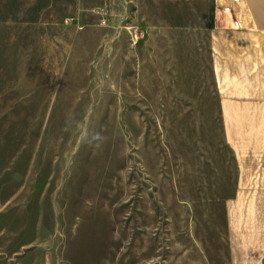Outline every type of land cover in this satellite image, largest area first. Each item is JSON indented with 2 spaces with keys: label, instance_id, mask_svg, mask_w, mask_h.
<instances>
[{
  "label": "rangeland",
  "instance_id": "rangeland-1",
  "mask_svg": "<svg viewBox=\"0 0 264 264\" xmlns=\"http://www.w3.org/2000/svg\"><path fill=\"white\" fill-rule=\"evenodd\" d=\"M211 9L0 0V264H258Z\"/></svg>",
  "mask_w": 264,
  "mask_h": 264
},
{
  "label": "crops",
  "instance_id": "crops-1",
  "mask_svg": "<svg viewBox=\"0 0 264 264\" xmlns=\"http://www.w3.org/2000/svg\"><path fill=\"white\" fill-rule=\"evenodd\" d=\"M211 5L209 52L216 93L224 116L243 118L241 164L253 166L249 179L255 183L237 190L236 205L243 229L259 230L256 260L264 264V0H211ZM248 214L256 220L250 226ZM228 216L230 222V211Z\"/></svg>",
  "mask_w": 264,
  "mask_h": 264
},
{
  "label": "clouds",
  "instance_id": "clouds-1",
  "mask_svg": "<svg viewBox=\"0 0 264 264\" xmlns=\"http://www.w3.org/2000/svg\"><path fill=\"white\" fill-rule=\"evenodd\" d=\"M96 139H97V140H100L101 137H100L99 135H97ZM97 146H99V145H97Z\"/></svg>",
  "mask_w": 264,
  "mask_h": 264
}]
</instances>
